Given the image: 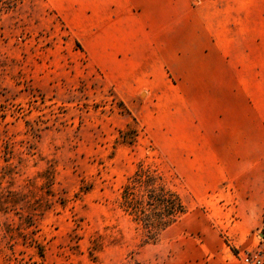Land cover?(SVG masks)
<instances>
[{"label":"rangeland","instance_id":"1","mask_svg":"<svg viewBox=\"0 0 264 264\" xmlns=\"http://www.w3.org/2000/svg\"><path fill=\"white\" fill-rule=\"evenodd\" d=\"M110 2L1 8L0 264H264V0ZM140 165L187 207L157 238Z\"/></svg>","mask_w":264,"mask_h":264},{"label":"trees","instance_id":"2","mask_svg":"<svg viewBox=\"0 0 264 264\" xmlns=\"http://www.w3.org/2000/svg\"><path fill=\"white\" fill-rule=\"evenodd\" d=\"M23 0H0L1 8H11ZM121 209L142 227L150 238L175 225L187 213L180 195L162 183L158 171L140 165L127 180L121 193ZM264 226V212H263Z\"/></svg>","mask_w":264,"mask_h":264},{"label":"crops","instance_id":"3","mask_svg":"<svg viewBox=\"0 0 264 264\" xmlns=\"http://www.w3.org/2000/svg\"><path fill=\"white\" fill-rule=\"evenodd\" d=\"M196 0H111L110 3H121L126 17H132L138 12L144 19H164L174 21L177 18L176 4L191 5ZM208 2L209 0H199ZM169 23L167 22V28ZM145 29V27H144ZM146 33V31H145Z\"/></svg>","mask_w":264,"mask_h":264},{"label":"built area","instance_id":"4","mask_svg":"<svg viewBox=\"0 0 264 264\" xmlns=\"http://www.w3.org/2000/svg\"><path fill=\"white\" fill-rule=\"evenodd\" d=\"M247 262H249V260H247ZM262 262H263V259H262V257H260V258H257L253 263L254 264H262Z\"/></svg>","mask_w":264,"mask_h":264}]
</instances>
